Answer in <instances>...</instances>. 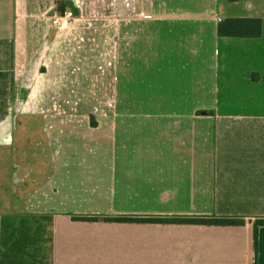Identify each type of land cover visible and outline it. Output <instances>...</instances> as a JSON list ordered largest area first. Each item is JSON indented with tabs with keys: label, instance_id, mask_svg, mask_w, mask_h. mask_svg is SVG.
Here are the masks:
<instances>
[{
	"label": "crops",
	"instance_id": "obj_1",
	"mask_svg": "<svg viewBox=\"0 0 264 264\" xmlns=\"http://www.w3.org/2000/svg\"><path fill=\"white\" fill-rule=\"evenodd\" d=\"M58 1L0 0V264H264V28L218 34L229 17L264 20V0H119L109 44L111 28H54ZM100 61L116 87L96 145L48 108L79 103Z\"/></svg>",
	"mask_w": 264,
	"mask_h": 264
},
{
	"label": "rangeland",
	"instance_id": "obj_2",
	"mask_svg": "<svg viewBox=\"0 0 264 264\" xmlns=\"http://www.w3.org/2000/svg\"><path fill=\"white\" fill-rule=\"evenodd\" d=\"M65 2L68 5L66 9L68 10V13L64 16V18L60 20V24L53 25L52 23L54 28L59 30H73L77 26L76 30H81L84 33H88L90 29H93L91 31H95L97 33L102 32L104 36L105 31H108V29L111 28V38H107L105 43L109 44L110 41H113V43H115L118 41V39L120 40L118 31V25L120 24V22L115 19L110 21V17H103L105 14H109L111 12L112 14H117L120 12L119 0H65ZM56 10L57 7H55V11ZM90 19L93 22H91ZM87 26H90V28H87ZM92 26L93 28H91ZM83 41H85V38ZM80 45L87 47V44L84 45V42H81ZM95 45L99 47L100 44L98 43V41H96ZM113 49L115 50V44ZM106 50L107 52L109 51V49L107 48L104 50L103 47L100 54L103 55ZM113 54L115 56V53ZM100 57L102 58L103 56ZM103 62L100 61L97 69L93 71V77H91V85L82 84L79 88L80 92H82L79 103L74 102V100L71 98H65V100L63 101L58 99V101L49 102L50 107L48 108V111H53V113H48V117H50L51 120H55V118L61 117L60 119L65 121V125L70 123L69 130L71 133L74 132L75 136L77 137L92 135L93 138L96 137L95 141H98L96 145H103V143L101 144V140H104V121L105 118H107L105 117V114H114V112L110 113V111L111 109L112 111H114L115 108V101L113 99L116 84L115 86H111L112 88L104 84V67L100 68V66L104 65ZM115 63L116 62L114 61V65ZM68 66L69 68L60 71V76H65L64 78L69 80L72 79L74 75L73 72L77 71L76 68L78 64L75 65L76 67H74V70L71 61L69 62ZM117 78H120V74L117 75ZM72 87L75 88L76 86L70 84L68 86H65V89ZM112 96L113 98H111ZM108 99L111 101L108 102ZM75 108L77 112L76 110L74 111ZM73 120H75L76 123L73 125V128H71V123ZM92 122L96 123L95 126H93ZM67 131L64 133L65 135H67ZM49 135L54 137L56 136L54 132H50Z\"/></svg>",
	"mask_w": 264,
	"mask_h": 264
},
{
	"label": "trees",
	"instance_id": "obj_3",
	"mask_svg": "<svg viewBox=\"0 0 264 264\" xmlns=\"http://www.w3.org/2000/svg\"><path fill=\"white\" fill-rule=\"evenodd\" d=\"M237 1V0H231ZM65 5L67 3L65 2ZM264 20L262 18H248V17H229L222 20L218 25L219 36L226 37H247L256 38L263 34ZM205 112L214 113L211 110ZM95 126V122H92ZM74 220L80 221H138V222H191L202 224H224V225H244L248 220L243 216H227V215H215V216H132V215H120L116 217H100L97 215H74ZM256 224L259 227L264 225V217H258ZM258 245V237L256 240V246ZM258 264V262H256Z\"/></svg>",
	"mask_w": 264,
	"mask_h": 264
},
{
	"label": "built area",
	"instance_id": "obj_4",
	"mask_svg": "<svg viewBox=\"0 0 264 264\" xmlns=\"http://www.w3.org/2000/svg\"><path fill=\"white\" fill-rule=\"evenodd\" d=\"M67 13H68V10H66V15H67ZM61 13L58 11V10H56L51 16V20H52V23H53V25H58V24H60V20L62 19V18H64V16L65 15H60Z\"/></svg>",
	"mask_w": 264,
	"mask_h": 264
},
{
	"label": "water",
	"instance_id": "obj_5",
	"mask_svg": "<svg viewBox=\"0 0 264 264\" xmlns=\"http://www.w3.org/2000/svg\"><path fill=\"white\" fill-rule=\"evenodd\" d=\"M57 5H58L57 10L61 13V15H66L67 8L64 0H59Z\"/></svg>",
	"mask_w": 264,
	"mask_h": 264
},
{
	"label": "flooded vegetation",
	"instance_id": "obj_6",
	"mask_svg": "<svg viewBox=\"0 0 264 264\" xmlns=\"http://www.w3.org/2000/svg\"><path fill=\"white\" fill-rule=\"evenodd\" d=\"M66 7H68V6H66Z\"/></svg>",
	"mask_w": 264,
	"mask_h": 264
}]
</instances>
